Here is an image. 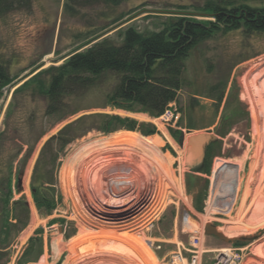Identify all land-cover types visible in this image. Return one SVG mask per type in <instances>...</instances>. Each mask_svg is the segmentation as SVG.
Masks as SVG:
<instances>
[{
	"label": "rangeland",
	"instance_id": "374dc122",
	"mask_svg": "<svg viewBox=\"0 0 264 264\" xmlns=\"http://www.w3.org/2000/svg\"><path fill=\"white\" fill-rule=\"evenodd\" d=\"M203 3V0H123L116 6L69 8L65 0H32L29 10L12 11L0 18V62L8 67L11 77L0 90V133L3 132L0 151L2 156L12 157L17 145L22 147L12 174L24 161V185L18 193L12 176V200L24 194L29 205L25 228L16 232L11 227L7 239L0 230V264H66L67 245L80 230L78 221L91 211L82 203L83 194L78 197V192L65 193L61 182L63 170L96 137L132 131L112 116L133 120L140 140L158 139L160 164L151 163L148 168L152 182L167 188V194L164 208L145 232L153 242L156 262L147 256L141 262L130 252H109L104 253L108 264H115L116 260L122 264H170L178 253L184 260L177 264H190L191 234L196 230L200 235L196 264H255L250 258L259 254L258 239L264 235V215L254 211L259 176L264 173V93L261 88L247 90L243 79L250 68L248 63L264 55L263 34L222 29L191 48L185 59L181 88L176 99L168 103L171 106L165 107L163 116H151L137 105L130 110L114 106L111 94L119 77L112 72L102 74L95 84L66 95L59 111L52 114H45L47 101L37 91L35 82L14 94L36 72L63 64L72 54L84 51L102 38L119 43L128 27L149 33L162 30L176 17L214 21L213 16L201 9ZM247 3L264 6V0ZM50 78V72L41 76L46 86ZM175 112H178L176 120L171 118ZM254 113L259 135L254 128ZM69 124L72 125L62 138L73 135L75 138L64 146L54 141L47 149V159L51 151L57 156L53 168L46 167L49 171L53 169L57 205L46 214L33 202L32 172L44 143ZM152 127L155 133L143 134ZM189 129L215 136L211 143L216 151L210 158L209 171L202 161L184 159L178 139L186 137ZM80 133L82 136H77ZM225 161L239 166L241 182L236 198L229 193L228 180L219 173ZM8 220L14 222L11 214ZM207 223L239 239L228 243L208 235ZM38 229L41 230L35 236L39 241L23 255L28 239Z\"/></svg>",
	"mask_w": 264,
	"mask_h": 264
},
{
	"label": "trees",
	"instance_id": "16d2710c",
	"mask_svg": "<svg viewBox=\"0 0 264 264\" xmlns=\"http://www.w3.org/2000/svg\"><path fill=\"white\" fill-rule=\"evenodd\" d=\"M123 0H65L69 8L105 4L116 6ZM201 7L205 13L214 17V21L176 17L162 30L155 32H138L132 27L125 29L120 42L115 43L109 38L94 42L84 51H79L68 57L59 66L36 72L14 94L21 92L30 83L35 82L39 93L45 96L47 105L45 114H52L62 106L63 98L77 89L95 84L98 77L106 72L115 73L119 82L111 94V102L119 108L133 109L134 105L151 116H160L167 104L174 101L181 88L182 72L185 59L191 48L209 38L217 30L242 29L245 34L261 33L264 35V6L251 5L249 0H203ZM32 0H0V18L16 10H29ZM50 72L51 78L46 86L41 79L43 74ZM11 81L8 67L0 62V90ZM82 117L78 120L80 121ZM123 127L135 130L136 123L128 118L112 116ZM72 124L62 128L57 135L51 136L43 145L36 160L30 183L31 195L36 208L49 214L55 209L57 202L54 194L52 170L46 168L55 165L57 156L49 154L47 149L52 142L58 141L61 146L71 142V138H62ZM174 134L176 133L175 131ZM155 133V128L146 129L144 135ZM80 133L77 136H82ZM3 132L0 133V138ZM22 147L17 145L15 156L4 157L0 151V201L2 228L7 239L11 227L19 232L29 221V205L24 194L12 200V176L15 177V188L18 193V179L24 171V161L20 163L15 175L12 174L13 163L21 153ZM218 150V149H217ZM216 150L209 145L204 163L209 171L210 158ZM13 216L14 222L8 220ZM4 221V222H3ZM28 239L23 255L30 252L35 241V235ZM5 247V246H4Z\"/></svg>",
	"mask_w": 264,
	"mask_h": 264
},
{
	"label": "bare ground",
	"instance_id": "6f19581e",
	"mask_svg": "<svg viewBox=\"0 0 264 264\" xmlns=\"http://www.w3.org/2000/svg\"><path fill=\"white\" fill-rule=\"evenodd\" d=\"M248 64L250 68L243 79L244 86L249 91L261 88V93H264V55ZM254 128L259 135L255 113ZM201 133L204 132L188 130L183 145L184 159L200 161L195 158L199 157L196 150L189 147L195 144L193 137ZM157 143L158 139L155 142L149 138L140 140L134 130L119 131L114 135L96 137L68 161L61 178L63 190L69 195L78 192V197L83 194L85 200L82 203L91 213L78 221L80 230L67 245L69 256L66 264H75V261L80 264H108L110 261L104 253L109 252H130L141 262H144V256L156 262L153 242L145 232L164 208L167 194V188L161 187L159 182H152L153 175L148 168L151 163L160 164ZM220 169L219 173L223 174L225 181L228 180L229 193L236 198L241 182L239 166L225 161ZM22 183L24 185V179ZM255 194L258 198L254 211L264 215V173L259 176ZM217 230L231 237L228 232ZM258 241L259 254L250 261L264 264V235ZM113 263L122 264L118 260Z\"/></svg>",
	"mask_w": 264,
	"mask_h": 264
},
{
	"label": "water",
	"instance_id": "95a60500",
	"mask_svg": "<svg viewBox=\"0 0 264 264\" xmlns=\"http://www.w3.org/2000/svg\"><path fill=\"white\" fill-rule=\"evenodd\" d=\"M194 136V135H193ZM192 136V137H193ZM194 142L195 144H190L191 146L189 147L190 150H196L195 152H197V155H199V157L195 156V158H198V160H200V162L203 160L204 155H205V150L208 146V144H210L212 141H214V136L212 134H209L208 132H204L201 134H198L197 136H194ZM180 140V144L183 146L184 145V141H185V137L184 135L181 136ZM18 186H22V177H20L18 179ZM205 232L208 235H213L215 237H217L218 239L231 243L233 241L238 240L239 238H230L227 237L226 235H224L221 231L217 230V227L213 224L207 223L205 225Z\"/></svg>",
	"mask_w": 264,
	"mask_h": 264
},
{
	"label": "built area",
	"instance_id": "2783aa9c",
	"mask_svg": "<svg viewBox=\"0 0 264 264\" xmlns=\"http://www.w3.org/2000/svg\"><path fill=\"white\" fill-rule=\"evenodd\" d=\"M171 106V104H168V108ZM174 111H175V108H174ZM164 115V114H163ZM162 115V116H163ZM171 118H174L175 120L178 118V112H175V115L173 116V114H171ZM174 120V121H175ZM185 219L187 220L188 222V218H189V215H188V212L185 213ZM197 232V230H196ZM195 232V234H191V244H192V250H191V263L190 264H196L197 260H198V255H199V245H200V235L197 234ZM184 260L181 256V254H176V256H174V258L172 259L171 263L170 264H177L178 261H182Z\"/></svg>",
	"mask_w": 264,
	"mask_h": 264
},
{
	"label": "flooded vegetation",
	"instance_id": "af4514ba",
	"mask_svg": "<svg viewBox=\"0 0 264 264\" xmlns=\"http://www.w3.org/2000/svg\"><path fill=\"white\" fill-rule=\"evenodd\" d=\"M190 130V129H189ZM178 142L180 143V140L178 139ZM213 143V142H212ZM212 143H210V144H208V146H207V148L209 147V145H211ZM212 146H213V144H212ZM207 148H206V150H205V155H204V158H203V160H202V165H204V159H205V157H206V152H207Z\"/></svg>",
	"mask_w": 264,
	"mask_h": 264
}]
</instances>
